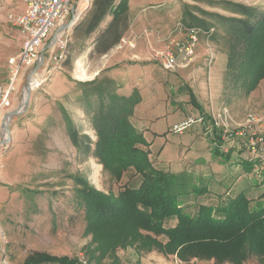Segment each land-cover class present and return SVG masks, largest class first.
<instances>
[{"label": "rangeland", "instance_id": "rangeland-1", "mask_svg": "<svg viewBox=\"0 0 264 264\" xmlns=\"http://www.w3.org/2000/svg\"><path fill=\"white\" fill-rule=\"evenodd\" d=\"M78 1L82 2L72 1L68 15L42 48L45 53L41 67L35 71L39 66L35 64L23 69L13 84L10 106L0 107V149L4 155L0 170V264H26L29 257L37 254L86 264H195L193 260L197 259H181L176 254L147 250L135 243L98 259L97 255H90V251L95 253L96 244H92L93 235L86 230L83 212L73 207L77 190L89 186L105 194H116L126 180L132 182L129 170L124 180L118 182L97 156L99 132L93 126V115L102 108L106 113L117 109V113L131 107L128 121L150 144L143 149L160 170L169 171L167 164L177 161L182 153V161L189 163L185 170L190 172H198L196 160L208 163L212 150L215 157L230 154H222L218 149L222 131L208 132V121L213 113L224 109L230 111L237 123L249 113L264 115V80L249 90L242 82L249 74L233 75L228 66V40L233 38L224 20L242 18L236 12L238 6L264 11V0H131L136 8L140 4L156 7L142 21L145 29L140 33L135 29L141 24L137 14L129 10L132 46L127 39L121 48L120 42L104 56L85 55L80 64L77 44L71 39L69 43L76 48L67 56L64 67L52 61L47 64L54 36L82 12ZM178 24L201 31L196 58L187 67L166 71L158 53L166 51L170 45L167 39ZM139 42L143 52L139 56L131 54L138 62L119 59L121 52L135 50ZM8 57L0 59L3 90L11 86L13 78ZM179 63L183 64L180 57ZM86 66L88 76L84 72ZM34 72L46 74V79L32 89L30 78ZM93 81L98 85L89 86ZM104 85L129 101L130 106L122 100L110 107H105V103L103 107L102 96L94 92L106 90ZM28 90L31 96L27 100ZM16 111L19 113L13 115ZM191 114L194 121L203 118L204 123L188 126L183 134L168 132L175 122L180 124ZM246 154L248 162L257 164L254 170L246 167L252 171L250 182L254 186H242L237 176L227 184L234 191H238L236 183L241 186L236 195L245 191L249 198H259L264 192V163ZM140 179L138 176L133 183L138 184ZM196 199L191 198L203 204L218 200L211 196ZM197 261L196 264H214ZM248 264L258 263L253 258Z\"/></svg>", "mask_w": 264, "mask_h": 264}, {"label": "trees", "instance_id": "trees-1", "mask_svg": "<svg viewBox=\"0 0 264 264\" xmlns=\"http://www.w3.org/2000/svg\"><path fill=\"white\" fill-rule=\"evenodd\" d=\"M128 3L129 0H91L68 36L61 66L76 48L69 43L71 39L77 44V55L90 45L88 55L104 56L113 50L129 30ZM236 12L242 18L224 20L233 38L228 40V66L234 76L249 74L242 82L253 90L264 80V11L238 6ZM96 81L89 86L98 85ZM109 91L94 92L102 96L103 107L105 103V107H110L122 100L127 103L125 98ZM127 105L130 106L129 101ZM125 109L117 113V109H110L106 113L102 108L93 115V126L99 132L97 156L118 182L129 171L132 182L126 180L116 194H105L89 186L77 190L73 207L83 212L86 230L93 235L92 244H96L95 253L90 251V255H97L98 259L135 243L147 250L176 254L181 259L248 264L255 258L258 264H264V192L259 198H249L243 191L236 196L218 195L216 203L192 201L191 198L198 200L209 194L205 178L154 167L143 149L150 144L128 121L132 108ZM138 176L141 179L134 184ZM83 263L45 254L33 255L26 261Z\"/></svg>", "mask_w": 264, "mask_h": 264}, {"label": "built area", "instance_id": "built-area-1", "mask_svg": "<svg viewBox=\"0 0 264 264\" xmlns=\"http://www.w3.org/2000/svg\"><path fill=\"white\" fill-rule=\"evenodd\" d=\"M21 1L25 5L24 12L10 17L14 27L18 30L21 50L16 57L11 58L9 61L13 69V78L8 89L3 90L0 88L1 107L10 106V95L14 91L13 84L22 70L39 64L42 48L52 32L68 15L73 0ZM83 1L86 7L91 0ZM84 10L85 8L82 11ZM66 31L56 34L53 39L50 61L56 64L61 63L67 47L68 35ZM200 32L196 28L190 29L182 24L176 25L167 39L170 41V45L167 46L166 51L158 53L162 68L166 71H173L177 67H187L196 58V50L199 44L198 34ZM173 46L175 50H171ZM56 50L59 51L58 55ZM179 57L183 64L179 63ZM45 79L46 74L32 73L30 78L32 89L38 88L45 82ZM212 121L214 125L207 127L206 130L210 133L215 128L222 131L220 148L223 153L228 154L230 146L239 142L241 149L246 151L251 158H259V161L264 163V115L249 113L242 122L235 124V127L232 128V115L228 109H224L213 113ZM194 123L203 124L204 120L201 118L194 121L193 118H189L180 124L174 125L170 132L183 134L188 126ZM2 156L4 157L3 151L0 149V170L3 168ZM193 261L195 264L198 263L197 260Z\"/></svg>", "mask_w": 264, "mask_h": 264}, {"label": "crops", "instance_id": "crops-1", "mask_svg": "<svg viewBox=\"0 0 264 264\" xmlns=\"http://www.w3.org/2000/svg\"><path fill=\"white\" fill-rule=\"evenodd\" d=\"M79 2L80 1H78V3H77V6L79 8H81L82 10L84 8L85 9L87 8V6L85 7V2L83 0H82V2H80V3ZM128 5H129V10L131 12H135L137 14L136 15L137 21L141 23L140 25H136V28H135L136 31L138 33H140L142 30L145 29V25L142 24V21H145L146 15H148V13L151 12V9L156 8V7H154V6H143L142 4H140L138 6L136 5L137 6V8H136L135 7V1L133 2L131 0H129ZM24 9H25V5L23 4V2L21 0H6V1L0 0V59L2 57L6 58L9 56L7 59V61H9L10 58L16 57L21 50V42L19 39L18 30L14 27L12 21L10 20V17L23 13ZM81 19H82V17H81ZM73 21H74V19H73ZM73 21H71V23L68 26H63L61 28L60 32L67 30L66 33L69 36L73 32V29H75L77 24H78L77 23L75 26H72ZM109 21L110 20H108L107 23ZM60 32H58L57 34H59ZM129 35H130V31L128 30L126 32V34L124 35V37L121 39V43L119 44V48L122 47V45H121L122 43L126 44L127 39L129 40V43L131 46L134 44V42H132L133 41L132 37H130ZM142 49H143L142 43L139 42L137 45V48L135 50H133V51L128 50L125 53L121 52L120 55H123V56L120 57V55H119L118 57H119V59L121 58L122 61L125 59V61L136 63L138 61H135V59H133L134 58L133 56H136V55L139 56V54L143 52ZM91 50H92V46L90 45L89 48H86V50L84 52L77 55V57H79L77 59H79L78 61L80 64L83 63V57L85 55H87L88 53H90ZM44 53L45 52L42 51L40 54V67H41V62H42L41 58H42ZM131 54L133 56H131ZM50 56H51V54H50ZM137 60H139V58ZM5 61H6V59H5ZM49 61L50 60H48L46 63L48 64ZM84 72L87 73V76L90 74V71L88 70L87 66L84 69ZM113 95L118 96L119 94H117L116 92H113ZM193 104L195 105V103H193ZM0 107H1V105H0ZM200 112H203V111H200ZM191 116H192V114L189 115L186 119L191 118ZM193 116H195V115H193ZM210 117L211 116L209 115V118ZM232 119H233V123L231 124V127L234 128L235 124H237V119H235V117H232ZM183 121H186V120L181 119V122H183ZM208 122H209L208 125L210 127H212L214 125L212 120H210ZM177 123L178 122H175L174 124H177ZM170 129L168 132H170ZM215 130L218 131L219 129L215 128ZM220 145H219L218 149H220L221 153L223 154V152L220 148ZM215 146H216V144H215ZM213 149H215V148H213ZM213 151L214 150H212V155H211V153H209V155H208V158H207L209 161L208 163L202 164V163H198V161H202V160H200V159L196 160L195 164L198 165L197 166L198 172H190L188 170H185L186 168H188L187 164H189V163H184L182 161L185 157L183 153L181 154V157H178L179 159L177 161H170L167 164V167H169V172L177 173V174H179V173H191V174H194L196 176L205 178V180L208 183L207 186L209 189V194L206 195L205 197L211 196L212 199H213V197L218 198V195H223V194L225 196L226 195L236 196V194H238V192L241 191V190H239V189H241V186H238V183L235 184V189L237 188L238 191H234L233 190L234 188H231L227 184L230 179H233L234 176H237V178H239L238 182L242 183V186L247 185V184H250V187L254 186L250 182L251 181V173H252L251 170L257 169L256 168L257 164H253V163L248 162L246 160L247 154L245 151H243L241 149L239 142L237 144H232L230 146V154H228L226 156H221V158L217 157V156L215 157L213 154ZM239 163H241L240 166H239ZM248 166L251 170L246 169V167H248ZM241 171H242V174H241ZM222 173L225 175H223ZM220 174L223 175V179H219L221 176ZM253 190L255 191V189H253Z\"/></svg>", "mask_w": 264, "mask_h": 264}, {"label": "water", "instance_id": "water-1", "mask_svg": "<svg viewBox=\"0 0 264 264\" xmlns=\"http://www.w3.org/2000/svg\"><path fill=\"white\" fill-rule=\"evenodd\" d=\"M85 12H86V9L84 10V11H82V13L80 14V16L78 17V18H76L73 22H72V26H75L77 23H78V21L81 19L80 17H82L84 14H85ZM39 66L36 68V70L35 71H37L38 69H39V67H40V62H39V64H38ZM29 91V90H28ZM28 93V98H27V100L30 98V96H31V92L29 91V92H27ZM27 100H26V102H27ZM26 102H25V104H26ZM22 108H23V105H22ZM19 112H14L13 113V115H17Z\"/></svg>", "mask_w": 264, "mask_h": 264}]
</instances>
